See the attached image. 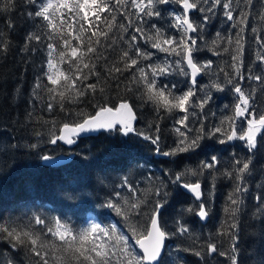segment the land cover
I'll return each instance as SVG.
<instances>
[{
  "label": "trees",
  "instance_id": "trees-1",
  "mask_svg": "<svg viewBox=\"0 0 264 264\" xmlns=\"http://www.w3.org/2000/svg\"><path fill=\"white\" fill-rule=\"evenodd\" d=\"M54 4H58L59 0H52ZM71 6L75 0H67ZM109 6L115 5L112 15L116 17L115 21H111L114 25L112 31L108 33L109 37L114 34L117 42L111 47L108 44L111 40H105L101 35L93 36L92 32L96 31L91 28L87 22L80 21L79 18L73 19L68 15L65 8L50 9L55 12L52 17L55 27L48 28L47 22L39 20L33 23L24 13L32 10L33 6L25 8L22 0H18L16 8L11 13L0 15V30L5 33V39L11 36V44L6 52H0V222H3L9 228H16L21 234L24 231H41L43 225H36L34 218L41 217L46 223L53 221L57 217H62V222H68L75 229L87 227L90 223L100 222L103 226H108L117 220L123 223V219L111 212L106 207H101V203L105 202L111 194L115 199V194L120 193V203L123 205L127 201V207L136 204L146 213L150 210L151 204L148 201L155 199L154 192L160 184V178L163 173L169 170L184 171L185 166L189 169H195L200 161L210 159L212 155H217L220 163L217 170H212V175L200 177L203 181L202 187L205 192L214 183L216 186L213 190V216L203 223L198 217L185 213L190 232L183 237H176L169 241V244L177 247L188 248L193 250L204 251L206 239L211 235L220 246L222 251L228 250L229 240L227 235H217V231H228L230 222L229 214L224 211L229 207L228 194L233 191L235 186L234 180L227 179L223 174L225 171H235V165L232 164L233 158H239L244 161L250 155L245 147V141L235 139L233 144L221 145L216 138H208L201 142V147L195 153H182L176 157H165L157 154L153 150V146L143 140L129 141L124 143V138L120 136L110 135L100 132L96 136H89L77 141L73 148H67L60 144H48L47 137L50 131L59 128L64 122H69L68 113H71L72 120H78L85 115L94 113L96 103L109 102L118 104L122 100H128L133 104L134 111L137 115L136 127L146 133L155 134L154 127L159 125L160 128V147L162 151H169L175 147L174 141L178 136L174 129L180 127L175 121L184 116V112L179 110L167 111L165 108L154 105L147 97L143 95V85H138L132 80V73L135 68L130 71H124L122 74L115 71L116 67L123 68V62L120 60L122 50L127 45L119 40V36L123 35L127 40L133 33V27L138 21L133 15V27L128 26V19L121 14L131 11L133 14L137 11L131 8L130 0L128 4L116 5L115 0H107ZM146 2V0H145ZM161 10V17L145 18V24L142 25L147 30L150 24L155 23L157 27L162 28L166 36H179V32L170 27L173 22V13H181L180 5L176 3L168 5H158ZM247 10V9H246ZM264 11L258 0H254V4L250 11L249 26L245 29L244 37L246 40L244 52V75L245 79L239 81V77H234V83H240L242 90L246 95L253 93L255 96V106L260 110H264V82H256L247 78V69L252 68V74L261 75V69L264 65L254 63V52L257 45L254 43L252 27H256L261 36H264V20L260 18V13ZM82 16L83 13H80ZM108 16V13L102 14ZM201 13L193 11L190 16L193 20H199ZM237 13H234V18ZM11 19L14 24V30L10 31L6 26L7 19ZM89 19L94 24H98L100 29L108 31L107 25L101 21H95L91 11H89ZM81 23H83V31H81ZM223 15L222 9L217 10V15L212 17L209 22L203 26L199 33L203 39H197V45L203 49L197 58L203 62L212 60L213 67L209 75H201L198 80L197 87L200 85H208L206 91L212 93L211 102L201 111L200 108L189 109V126L193 129L199 128L201 123L207 130H211L214 126L221 127L224 131H230L235 128L237 134L241 133V129L246 130L247 122L243 118L235 119V123H231L230 118L233 117V106L235 104V93L231 90L224 80L223 73L219 71L224 68L231 72V54L232 46L222 38L239 31L230 29V24ZM123 24L127 28V32L119 29V25ZM41 25H44L41 27ZM154 31V30H153ZM29 32H39L41 41H31V48L38 49L36 52L22 53L21 47L24 46L25 36ZM221 33V38H217L216 33ZM139 40V34H136ZM192 35H197L193 33ZM51 37V39L49 38ZM89 38L93 41V47L98 52H102L105 59L96 60L92 53H87ZM68 39L73 46H78V53H87L83 63H88L89 67L93 63L96 64L95 71L100 74L99 82L95 76H89L85 84L96 83V93L88 92L83 97L76 95V89L82 85L77 81L75 86L72 81L75 79L76 70L69 55V50L65 48L63 40ZM99 39L100 44L94 42ZM216 41V45L212 41ZM51 43L54 48L51 50V60L53 67L49 69V49L47 45ZM251 45V47H249ZM142 49H146L155 55L151 61H141L138 65L146 67L148 63H162L167 53L158 52L150 47V43L140 41ZM218 47L221 51L224 47H229V52H222L216 56L212 54V50ZM65 52L64 60L60 59V52ZM175 57H170L174 59ZM83 73H88L89 69L80 65ZM112 72L109 73L108 69ZM45 73L54 75L59 80L57 85H51L47 80ZM139 74L137 73V77ZM39 77L41 84L40 89H35L36 80ZM65 77H68L66 80ZM82 79V76H81ZM213 81L224 84V91H217L211 87ZM160 83H176L181 90L188 86L187 80L179 75H170L160 77ZM119 85V86H117ZM48 88H55V99L49 98ZM103 89V91H101ZM64 93L65 111H61L58 106L60 101L59 93ZM36 95L37 98L33 104L29 100ZM197 92V97L203 95ZM75 100L72 103L71 100ZM196 97L193 98L195 101ZM47 103L54 105L53 111L49 112L46 108ZM31 111L32 116L29 119L27 113ZM193 112L195 113L193 115ZM183 130V129H182ZM40 132L42 137L35 135ZM264 133V129L261 131ZM220 134L218 133L217 136ZM261 133L257 134L258 148ZM30 144H38V149H31ZM19 145V147H13ZM73 154L74 158L67 164L61 166H45L39 159L41 155H58ZM184 157V159H182ZM190 157V158H189ZM176 161L177 163H173ZM231 166V167H230ZM253 175L248 177L245 174V180L249 185L250 191H256L260 185H264V149L256 153L253 164L250 165ZM215 176V181L212 180ZM185 179H194L186 176ZM127 184L132 185L136 189L135 195L128 191ZM168 201L163 210V220L172 227V220L183 209L189 206H195L194 197L185 192L182 188L174 185L168 186ZM246 215L240 217L241 231L239 247L241 249V260L243 264H259V258L264 257V220L253 219L252 214L256 212L255 201L248 200L246 202ZM264 215V213H257ZM147 219V216L141 217V220ZM53 229L55 231V226ZM63 231V229H61ZM43 236V232H41ZM118 235V234H117ZM45 241L50 245L47 249L49 264H89L83 261V258L75 259L71 253H64V241L51 234L44 236ZM115 240V237L113 238ZM15 243V241H13ZM39 247V245H37ZM44 250H42L43 253ZM182 257H186V264H201L200 258L196 257L192 251L182 252ZM39 257L28 249L19 246L16 249L11 247L7 240H0V264H38ZM123 264H127L126 258ZM184 264V262H181ZM211 264H228L225 257L216 256Z\"/></svg>",
  "mask_w": 264,
  "mask_h": 264
},
{
  "label": "snow or ice",
  "instance_id": "snow-or-ice-1",
  "mask_svg": "<svg viewBox=\"0 0 264 264\" xmlns=\"http://www.w3.org/2000/svg\"><path fill=\"white\" fill-rule=\"evenodd\" d=\"M18 0H0V15L5 13H11L15 10ZM258 2L264 6V0H258ZM116 5L121 3L128 4L129 0H115ZM176 3L180 5L182 12L177 14L173 13V22L170 27L177 30L179 36H166L162 28L157 27L155 23L150 24L149 28L145 30L142 26L145 24V18L151 19L152 17H161V10L158 5H168ZM22 4L25 8L33 6L32 10H28L24 15L33 23H38L39 20L47 22L48 28H53L52 17L55 12H50V9L65 8L68 10V15L73 19L79 18L80 21L87 22L91 28H95L96 31L92 32L93 36L98 34L103 36L105 40H111L108 47H111L117 42V37L114 34L109 37L108 33L112 31L114 25L111 21H115L116 17L112 15L115 5L109 6L107 0H75L74 3L69 5L67 0H59L58 4H54L52 0H22ZM131 8L137 11L133 14L131 11L124 12L121 9V14L128 19V26L133 27V20L130 19L133 15L138 23L133 27V33L129 38L125 40L123 35L119 36V40L127 45L126 49L122 50L120 60L123 62L124 67H116L115 71L123 73L124 71H130L135 68V72L132 73V80L138 85H143V95L147 97L148 101H151L157 106L165 108L167 111L179 110L184 112L185 115L175 121V124L180 127L174 129L178 138L174 141L175 147L169 151H162L160 147V128L159 125H155L154 133L150 134L141 131L136 127L137 115L134 111L133 104L128 100H122L118 104H111L109 102L96 103L94 106V113L79 115L82 117L78 120L71 119V113H68L69 122H64L59 128L54 131H50L47 137V143L56 145L58 142H63L67 145H73L77 142V139L82 134L104 132L110 135L120 136L124 138V143L135 140H143L153 146V150L165 157H176L182 153H195L197 149L201 147V142L208 138H216L218 143L225 145L234 139L245 141V147L250 155L246 157L244 161L239 158H233L232 164L235 165V171L227 170L223 174L227 179L234 180L235 186L233 191L228 194L229 207L224 211L229 214L230 222L228 224V231L225 233L223 230L217 231V235H227L229 240L228 250L222 251L221 246L212 239L211 235L206 239L205 250H193L192 247L183 248L169 244L173 238L183 237L190 232L187 220L185 219V213L198 217L202 222H208L213 216V201H214V188L213 183L207 192L202 187L203 181L200 177L205 176L207 171L208 175H212V170H217V165L220 163V159L217 155H212L210 159L200 161L199 165L195 169H189L187 165L184 171H177L175 169L169 170L163 173V178H160V184L156 187L154 192L155 199L148 201L152 206L146 213L142 208L137 207L136 204L127 207V201L125 204L120 203V193L115 194V199L109 194V198L101 203V207H106L111 212H114L117 216L123 219V223L120 220L115 221L111 225L103 226L100 222L90 223L87 227L79 230L68 222H62V217H57L53 221L45 222L39 216L34 218L36 225H43L41 231H24L22 234L17 232L16 228H9L3 222H0V240H7L13 249L23 246L30 252L34 253L36 257H39L38 264H49L47 249L50 245L45 241L44 236L51 234L54 237H58L64 241V247L62 251L64 253H71L73 258L80 259L89 262V264H123V259L126 258L127 264H186V257H182V252L192 251L193 254L200 258L201 264H211V261L216 256L225 257L228 264H243L241 260V249L239 247L241 221L240 217L246 215V202L248 200L255 201L256 212L252 214L253 219L264 220V215H257V213H264V185H260L256 191H250L249 185L245 180V174L248 177L253 175V170L250 165L253 164V160L256 153L261 149H264V133L261 132L264 129V110H260L258 106H255V96L253 93L248 95L241 88L240 83H234L233 78L239 77V81L245 79L244 75V52L246 40L244 37L245 29L249 26V16L254 0H130ZM222 9V15L229 21L230 29H237L239 31L235 33L233 37L229 34L222 39L227 41L229 46L234 44L231 54V69L232 71H226L224 68H220L219 71L223 73L224 80L228 85H231V90L235 95V104L233 106V117L230 118L231 123H235V119L243 118L247 122L246 130L241 129V133L238 135L235 128L230 127V131H224L221 127L214 126L211 130H207L201 123L199 128L193 129L189 126V109L200 108L203 111L204 107L208 105L212 100V93L206 91L208 85H200L197 87V77L201 75H209L213 67L212 60H206L201 62L197 58L203 49L197 45V39H203L199 33L202 31L204 25H206L212 17L217 15V10ZM247 9V10H246ZM89 11L95 21L103 20V23L107 25L108 31L100 29L98 24H94L89 19ZM198 11L201 13L200 19L193 20L190 16V12ZM80 13H83L81 16ZM108 13V16L102 14ZM234 13L237 15L234 18ZM260 18L264 20V11L260 14ZM111 17V21L109 19ZM7 28L14 30V24L9 18L6 21ZM44 25H41L43 27ZM119 29L123 32H127V28L121 24ZM83 23H81V31H83ZM154 30V31H153ZM253 33L254 43L257 48L254 52V63L264 65V36H261L256 27L251 28ZM139 34V40L136 34ZM196 33L197 35H192ZM217 38H221V33H216ZM51 39V37H49ZM41 41V34L39 32H29L25 36L24 46L21 47L22 53L36 52L38 49L31 48V41ZM140 41L144 43H150V47L156 49L158 52L167 53V57L164 58L162 63H148L146 65L149 71H146L145 67L138 66L141 61H151L154 53L142 49ZM95 44L99 45L101 42L97 39ZM11 44V36L5 39V33L0 30V52H6ZM65 48L69 50V55L72 60L70 63L74 64L76 70L75 79L72 81L75 86L77 81H80L81 87L76 89V95L78 97L85 96L89 91L96 93L97 84L90 83L85 84L84 81L89 79V76H95L97 82H99L100 74L95 71L96 64L93 63L89 67L88 63H83L84 57L87 53H92L96 60L105 59L102 52H98L94 48L93 41L89 38L87 53L79 52L78 46L71 45L68 39L63 40ZM213 45H216V41H212ZM49 49L48 67L51 69L53 63L51 60L52 49L54 45L49 43L47 45ZM251 47V45H249ZM222 52H229V47H224L222 51L216 47L212 50V54L219 56ZM60 59L63 61L65 52H60ZM170 57H175L170 59ZM83 64V68L89 69L88 73H83L80 65ZM108 72L111 73L112 69L109 68ZM137 73L139 76L137 77ZM47 80L51 85H57L59 80L54 78V75L45 73ZM170 75H179L187 80L188 86L186 89L181 90L176 83H160V77H167ZM82 76V79H81ZM247 78L249 80H255L256 82H264V68L261 69V75L252 74V68L247 69ZM67 80L68 77H65ZM119 86V85H117ZM211 87H214L217 91H224V84L213 81ZM41 84L39 77L36 80L35 89H40ZM50 99H55V88H48ZM103 91V89H101ZM204 93L197 97V92ZM60 101L58 106L61 111H65V105L63 103L65 97L64 93H59ZM196 97L195 101L193 98ZM37 96L34 94L29 100L30 104L36 100ZM72 103L76 101L71 100ZM33 106H35L33 104ZM54 105L47 103L46 108L49 112L53 111ZM195 113L193 112V115ZM28 118L32 116V112L27 113ZM183 129V130H182ZM220 134L217 136V134ZM261 133L259 148L257 141V134ZM35 135L42 137L40 132H35ZM13 147H19V145H13ZM31 149H38V144L28 145ZM190 158V157H189ZM39 159L45 166L52 167L56 164L63 162V157L60 160L54 155H41ZM184 159V157H182ZM173 163H177L173 161ZM231 167V166H230ZM186 176H191L194 179H185ZM216 177L212 176V180L215 181ZM127 185L128 191L135 195L136 189L132 185ZM174 185L177 188H183L191 193L194 197L195 206H189L183 209L172 220V227L169 226L167 221L163 220V210L168 201V186ZM147 216V219L141 220V217ZM55 226V231L53 226ZM63 229V231H61ZM43 232V236L41 235ZM118 234V235H117ZM115 237V240L113 238ZM15 241V243H13ZM39 245V247H37ZM42 250L43 253H42ZM61 264H63V258ZM259 264H264V257L259 258Z\"/></svg>",
  "mask_w": 264,
  "mask_h": 264
},
{
  "label": "water",
  "instance_id": "water-1",
  "mask_svg": "<svg viewBox=\"0 0 264 264\" xmlns=\"http://www.w3.org/2000/svg\"><path fill=\"white\" fill-rule=\"evenodd\" d=\"M191 13V12H190ZM200 78V76H198L197 77V80ZM100 132H94V133H88V134H82L78 139H77V141L78 140H80V139H82V138H85V137H89V136H96V135H98ZM234 141H235V139L233 140V141H231V142H229V144H233L234 143ZM60 144H62L63 146H65V147H67V148H73L75 145H76V143L75 144H73V145H67V144H64L63 142H59ZM54 156H56V158L58 159V160H60L61 159V157H63V162H61V163H59V164H56V165H54V166H61V165H64V164H67V163H69L70 161H72V159L74 158V155L73 154H64V153H61V154H58V155H54ZM183 189V188H182ZM185 192H187L188 194H190L191 196H193L191 193H189L187 190H185V189H183ZM202 222V221H201ZM203 223H206V222H203Z\"/></svg>",
  "mask_w": 264,
  "mask_h": 264
},
{
  "label": "bare ground",
  "instance_id": "bare-ground-1",
  "mask_svg": "<svg viewBox=\"0 0 264 264\" xmlns=\"http://www.w3.org/2000/svg\"><path fill=\"white\" fill-rule=\"evenodd\" d=\"M191 13H192V12H191ZM191 13H190V14H191ZM200 77H201V76H200ZM198 80H199V79H198ZM198 80H197V81H198Z\"/></svg>",
  "mask_w": 264,
  "mask_h": 264
},
{
  "label": "rangeland",
  "instance_id": "rangeland-1",
  "mask_svg": "<svg viewBox=\"0 0 264 264\" xmlns=\"http://www.w3.org/2000/svg\"><path fill=\"white\" fill-rule=\"evenodd\" d=\"M262 131V130H261Z\"/></svg>",
  "mask_w": 264,
  "mask_h": 264
}]
</instances>
